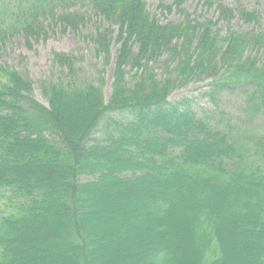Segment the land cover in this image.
<instances>
[{"label":"trees","instance_id":"16d2710c","mask_svg":"<svg viewBox=\"0 0 264 264\" xmlns=\"http://www.w3.org/2000/svg\"><path fill=\"white\" fill-rule=\"evenodd\" d=\"M188 1L159 3L160 14L174 9L181 17L162 23L142 0H0V43L47 36L53 26L77 31L95 19L104 23L93 38L95 58L107 65L113 35L119 45L107 100L101 78L76 80L71 55L53 57L67 74L43 88L47 107L34 100L27 75L0 65V264H39L24 248L26 232L53 215L80 264L97 263L94 250L110 237L99 226L103 191L96 190L118 185L133 211L111 210L107 223L115 235L141 237L139 264H231L234 255L240 264H264V32L217 28L258 22L241 0H196L216 22L191 19ZM205 80L200 96L215 108L196 112L189 99L168 100ZM232 94L239 112L225 118L218 104ZM82 176L93 179L81 183ZM89 205L94 212L85 217Z\"/></svg>","mask_w":264,"mask_h":264},{"label":"rangeland","instance_id":"374dc122","mask_svg":"<svg viewBox=\"0 0 264 264\" xmlns=\"http://www.w3.org/2000/svg\"><path fill=\"white\" fill-rule=\"evenodd\" d=\"M145 3V8L151 14H155L162 23L166 22H179L181 17L179 14L172 9L170 14H160L157 6L162 3L164 6H169L171 0H142ZM228 6H233V1L236 0H219ZM243 4L250 10L258 13V22L256 24L244 25L238 20L234 19L228 23L218 22L217 28L225 31L228 28L237 30L239 32H249L254 33L264 32V0H241ZM185 11L191 14L190 18L195 19V17L201 15L213 22L217 21L216 14L212 11H206L202 9L200 3L198 4L196 0H190L184 5ZM104 24L102 21H96L95 19L91 22H86V24L79 28L77 31H71L61 27L50 28L47 36L37 37V38H25L21 34H16L13 37L7 39L4 43H0V65L6 66L20 74L27 75L29 80L33 85V98L34 100L47 107L45 98L43 97L42 90L47 87L48 84H53L57 80L64 77L67 74L65 68H59L53 63V57L55 54L60 55H71L75 58L73 64V73L78 82H90L95 81L98 78L102 79L103 87L102 93L104 100H107L111 94L112 83H113V73H114V58L115 54L119 48L118 44L114 43V35L110 41L109 47V58L107 65H104V60L102 56L95 58L93 44V38L97 33L96 27ZM101 30V29H100ZM157 65V64H156ZM159 66V65H158ZM103 69V73L99 74ZM208 80L205 81H194L187 84L184 87H180L174 90L168 97L171 102L177 101L182 98L189 99L191 102V108L198 112L207 109L215 108L207 98L200 96L202 92L206 91V84ZM232 95H224L222 97L223 103L218 104V112H223L224 117L236 115L239 111L237 106L240 107L239 103H235V97ZM236 95V94H235ZM226 114H225V113ZM115 121H123L128 119V115L121 113L109 114ZM106 126L110 128V122L105 123V127L102 132H97L96 136H101L102 133L106 132ZM92 177H81L79 180L81 183H87L92 181ZM107 189H97L96 191H103L101 193L100 205L102 211L98 214L102 215L104 213V219L99 225L100 228H105L109 234V241L100 242L99 249L94 250V254L99 257L98 262L94 264H139L142 257L143 245L141 237L138 240H132L128 234V238H124L126 235L122 231L117 232L115 235L113 227L108 225L107 214L113 212L122 211L124 213L127 210L131 213L133 210L129 208L128 204L131 203V195L123 186H116L115 190L112 192L105 191ZM94 191V190H91ZM100 193V192H99ZM117 204H121L119 209ZM2 202H0V206ZM94 210L87 207L84 210V216L88 217L93 214ZM63 212H59V220ZM5 213L2 212L0 208V218L4 216ZM53 217L50 220L43 223L34 225L26 232L28 237L25 249L32 251L33 257L37 259L39 264H48V261L53 259V262L49 264H80V258L78 254L67 248L65 240L60 236L61 231L59 230L57 224L53 222ZM129 227H133L131 223L128 222ZM47 231L52 232L57 237L56 240L49 241ZM142 234L138 235L141 236ZM232 235L234 236L232 240L233 247L236 248L238 256H242L245 252V245L238 242L241 236L233 230ZM142 237H147L148 235ZM186 237L183 233L177 234L178 240H183ZM123 238V239H122ZM130 238V239H129ZM37 240L36 243L34 241ZM61 242V243H60ZM58 250L59 256H55V251ZM107 252L105 257H101L103 253ZM241 252V253H240ZM231 259V264L238 263L237 255H234ZM206 260H213V251H210L205 256ZM143 261V259H142ZM92 263V258L88 262ZM141 264V263H140Z\"/></svg>","mask_w":264,"mask_h":264}]
</instances>
